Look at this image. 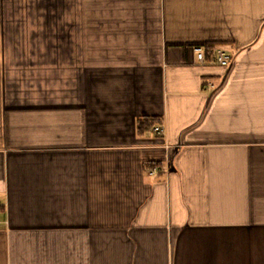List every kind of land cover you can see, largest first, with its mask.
I'll use <instances>...</instances> for the list:
<instances>
[{
    "label": "crops",
    "instance_id": "crops-1",
    "mask_svg": "<svg viewBox=\"0 0 264 264\" xmlns=\"http://www.w3.org/2000/svg\"><path fill=\"white\" fill-rule=\"evenodd\" d=\"M0 219V264H264V0H0Z\"/></svg>",
    "mask_w": 264,
    "mask_h": 264
},
{
    "label": "built area",
    "instance_id": "built-area-1",
    "mask_svg": "<svg viewBox=\"0 0 264 264\" xmlns=\"http://www.w3.org/2000/svg\"><path fill=\"white\" fill-rule=\"evenodd\" d=\"M195 51L197 54V59L200 63H212L224 67H230L233 63V56L223 48H217L212 57L209 59L207 56V52L203 46H196ZM154 131L158 135L165 134V127L163 125H158L154 128ZM157 171V168L151 171V174H154ZM3 224V221L0 219V226Z\"/></svg>",
    "mask_w": 264,
    "mask_h": 264
},
{
    "label": "trees",
    "instance_id": "trees-1",
    "mask_svg": "<svg viewBox=\"0 0 264 264\" xmlns=\"http://www.w3.org/2000/svg\"><path fill=\"white\" fill-rule=\"evenodd\" d=\"M205 48L206 52H207V56L210 59L214 53V51L218 48L212 45H201ZM156 124H160L159 119H157L156 121L153 118H144V119H139L138 120V127L139 130H143L144 129H150V128H154Z\"/></svg>",
    "mask_w": 264,
    "mask_h": 264
},
{
    "label": "rangeland",
    "instance_id": "rangeland-1",
    "mask_svg": "<svg viewBox=\"0 0 264 264\" xmlns=\"http://www.w3.org/2000/svg\"><path fill=\"white\" fill-rule=\"evenodd\" d=\"M28 84L29 82H22V84H24V85H22L20 82H15V85H22L23 87H26V85L25 84ZM37 83V82H36Z\"/></svg>",
    "mask_w": 264,
    "mask_h": 264
}]
</instances>
